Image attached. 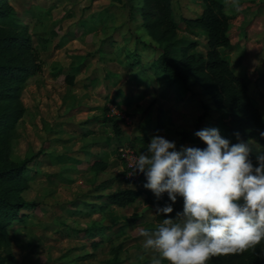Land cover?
<instances>
[{
	"label": "rangeland",
	"instance_id": "374dc122",
	"mask_svg": "<svg viewBox=\"0 0 264 264\" xmlns=\"http://www.w3.org/2000/svg\"><path fill=\"white\" fill-rule=\"evenodd\" d=\"M8 2L20 19L29 23L34 39L51 40L48 49L41 53L42 72L25 84L22 100L26 112L11 143L14 160L34 159L28 166L29 188L22 193L23 200L33 203V207L23 212L28 214L26 223L15 224L10 230L15 236L11 249L19 264H111L115 257L120 264H139L135 257L141 251L137 246L140 242L132 238L142 228L128 234L130 241L110 235L113 241L97 249L92 247L88 236L78 234L92 226L115 227L127 221L131 213L142 214L135 213L142 207L140 201L126 209L109 207L102 214H83L90 208L82 203L99 204L96 195L125 186L118 150L101 144L103 141L114 143L116 138L111 128L93 119H102V109L106 107L110 110L106 117L116 112L129 118L127 123H122L128 138L149 132L174 140L179 148L181 133L197 131L201 104L209 106V100L197 86L189 87L185 94L162 96L163 86L151 72L146 73L151 81L148 87L131 79L135 72L127 71L120 63L125 58L118 53L119 49L133 50L137 37L144 43L151 41L137 28V20H132L122 9L121 0ZM173 8L179 22V9L176 5ZM179 34L185 35L182 31ZM200 41L203 43L204 37ZM100 49L105 54L103 61L97 53ZM200 50L203 51L202 46ZM152 53L147 49L142 59H151ZM117 56L118 60H109ZM72 70L76 72L75 85L67 91L64 75ZM90 79L98 80L96 87L87 88ZM117 91L131 99L129 111L125 104L121 105L122 110H117L108 102ZM141 93L144 98L139 100ZM132 114L136 116L131 118ZM209 115L218 117L213 111ZM158 125L161 127L157 130ZM89 129L93 133L86 136ZM139 147V143L133 146L137 152ZM252 147L253 151L258 149L254 143ZM94 154L108 155L109 166L104 172L94 174L88 170L87 162ZM110 179H114L113 186L101 188ZM137 186L141 184L134 187Z\"/></svg>",
	"mask_w": 264,
	"mask_h": 264
},
{
	"label": "trees",
	"instance_id": "16d2710c",
	"mask_svg": "<svg viewBox=\"0 0 264 264\" xmlns=\"http://www.w3.org/2000/svg\"><path fill=\"white\" fill-rule=\"evenodd\" d=\"M228 1L201 0L204 7L198 15L180 17L178 22L172 10L171 0H121L122 9L132 20H137V28L144 32L151 43H144L137 37L133 50L121 47L118 53L125 58L120 63L127 71L135 72L132 80L148 87L151 81L146 73L151 72L158 84L163 86L162 96L166 93L185 94L189 87H199L202 96L209 100V106L212 108L210 107V110L206 103L201 104L202 113L197 118V130L216 127L221 136L229 139L232 144L238 142L234 135L238 132L240 141H252L257 145L258 149L251 153L255 162L257 153L264 151V137L260 136V133L264 132V117L249 95L248 77L236 74L221 54V49L231 47L228 35L229 17L225 10ZM180 31L185 35L181 36ZM201 37L205 38L204 43H201ZM50 43L51 40L46 37L34 39L29 23L20 19L8 0H0V264H19L11 249L15 236L10 230L15 224L23 226L28 217V214L23 212L33 207V203L23 200L22 193L29 188L28 166L34 159L28 158L21 162L14 160L11 143L18 123L26 112L22 100L25 84L29 78L42 72L41 53L48 49ZM201 46L203 51L200 50ZM147 49L153 52V56L144 61L142 54ZM97 53L103 61L105 54L102 50ZM109 60H118V56ZM75 79L76 72L73 70L64 75L67 91L72 90ZM96 83V79H90L91 86L94 87ZM121 94L122 91H117L111 103L117 110H122L121 105L125 104L129 111L131 99L126 97L123 101H118L117 98ZM143 98V94L138 96L139 100ZM211 111L218 117L211 118ZM102 112L104 117L98 120L109 123L117 139L116 150L124 143L132 148L139 143L140 151L146 148L152 133H140L128 138L122 129L124 120L121 115L112 114L106 117L110 112L106 107H103ZM135 116L136 114H132L131 118ZM146 119L149 120V114ZM149 123L150 121L147 124ZM160 127L158 125L156 129ZM91 133L87 132L85 135ZM181 136V145L189 143L193 147H205L203 142L194 136V132H183ZM108 166V155L104 154L94 156L92 162L88 163V170L98 174L104 172ZM113 182L114 179L106 180L101 184V188L109 189ZM142 185L134 189L126 188L96 195L99 204L82 203L90 208L89 212L83 214H102L110 205L126 209L140 201L153 213L152 220L157 224L164 217L155 214L156 206H163L167 202V195L164 194L160 201H156L152 192L144 189ZM173 209L169 216H174L177 211L182 210V199L178 198ZM144 218V215L134 214L130 221H126V225L141 223ZM109 228L92 226L78 231V234L88 236L92 247L97 249L100 245L113 241L107 233ZM120 263L115 257L111 264ZM209 264H264V242L242 252L217 254L210 259Z\"/></svg>",
	"mask_w": 264,
	"mask_h": 264
},
{
	"label": "clouds",
	"instance_id": "9594fccd",
	"mask_svg": "<svg viewBox=\"0 0 264 264\" xmlns=\"http://www.w3.org/2000/svg\"><path fill=\"white\" fill-rule=\"evenodd\" d=\"M234 135L238 142L232 144L218 128H202L194 136L205 147L177 148L174 140L156 134L133 155L132 175H143V188L156 201L167 195L156 206L162 221L139 232L143 248L153 253L150 264H209L217 254L264 242V151L254 162L253 142ZM178 198L182 210L169 216Z\"/></svg>",
	"mask_w": 264,
	"mask_h": 264
},
{
	"label": "crops",
	"instance_id": "0c3cea01",
	"mask_svg": "<svg viewBox=\"0 0 264 264\" xmlns=\"http://www.w3.org/2000/svg\"><path fill=\"white\" fill-rule=\"evenodd\" d=\"M171 4L174 15V5H176L179 9L177 10L179 11V14L177 16L178 19H180V17L196 16L202 11L204 7V4L201 2V0H171ZM238 6L240 9L239 11L236 10L237 5L235 3V0H229L227 2L225 10L229 17L230 28L228 31V35L230 38L231 47L229 49H221V54L230 63L233 71L236 74L245 75L248 77L250 81L248 86L249 95L252 98L254 104L260 110L262 116L264 117V0H238ZM180 10L182 13L180 12ZM204 42L205 38L203 43ZM97 84L98 80L96 85ZM96 85L94 87H96ZM91 87L93 86H91L90 84V86L88 85L87 88ZM114 98L115 96L112 99ZM125 98L126 96L124 97L122 92L121 96L118 97L117 100L123 101V99ZM112 99H110L108 102L111 103ZM93 121L96 123L100 122L103 124V126H108L109 128H111L109 126V123L101 122L98 119H93ZM88 132L93 133V130L89 129ZM112 135L113 137H115L113 132ZM101 144L104 145V147L113 148V150H115L117 139L116 141H114V143H111L109 141H103L101 142ZM123 145L126 144L124 143ZM93 147L94 146H92V148ZM103 149L106 148L102 147V150ZM94 156L100 155L94 154L93 156H91V160L88 161L87 164L92 162ZM126 188L134 189L136 187L125 185L121 189ZM109 207L118 208L111 205L108 206V208ZM138 212L142 213L140 215L145 216L144 220L141 223H131L126 225V221H124L119 225H115V227H110V230H108L107 233H109V236H120L122 237L123 241H130L134 239L135 242H140L137 244V246H139L141 251L136 255V257H134L136 258L139 264H150V260L153 253L143 248V238L139 236V233L132 239L128 236V234L132 230L136 232L141 228H153L156 225L155 222L152 220L153 213L149 210L147 206L142 204L141 209L137 210V212L135 213ZM132 215H134V213H131L129 215L127 221L131 220Z\"/></svg>",
	"mask_w": 264,
	"mask_h": 264
},
{
	"label": "built area",
	"instance_id": "2783aa9c",
	"mask_svg": "<svg viewBox=\"0 0 264 264\" xmlns=\"http://www.w3.org/2000/svg\"><path fill=\"white\" fill-rule=\"evenodd\" d=\"M113 112V111H112ZM113 114L121 115L116 112H113ZM123 120L128 122V117L125 115H121ZM126 122V123H127ZM119 156L121 157L122 163H123V172L121 175V180L125 185L127 186H135L138 184H142L144 181V177L142 174H133V169L130 167V163L132 161L133 155L138 154V152L128 145H122L118 148Z\"/></svg>",
	"mask_w": 264,
	"mask_h": 264
}]
</instances>
